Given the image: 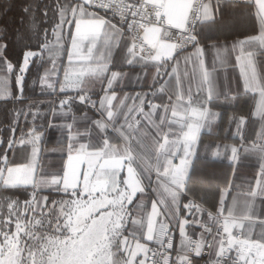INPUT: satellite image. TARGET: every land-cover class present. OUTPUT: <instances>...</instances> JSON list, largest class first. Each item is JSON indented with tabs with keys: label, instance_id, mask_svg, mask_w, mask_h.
<instances>
[{
	"label": "snow or ice",
	"instance_id": "1",
	"mask_svg": "<svg viewBox=\"0 0 264 264\" xmlns=\"http://www.w3.org/2000/svg\"><path fill=\"white\" fill-rule=\"evenodd\" d=\"M138 7L130 3V0H97L95 3L93 0H67L64 4H57V23L51 29H40L37 24L31 26L33 34L39 35L40 39L34 46L36 50L33 47L21 50L22 61L20 57L14 61L8 54L7 42L3 43L4 51L0 52V101L7 106V120L10 121L8 126L11 131L7 142L0 137V194L3 196V206L11 209L18 202L27 204L34 199L39 191L35 173L39 166L41 145L46 142L45 136L49 129L55 128L60 135L52 151L61 153L62 160L66 161L69 155L85 150L101 153L102 159L114 156L126 161L113 172L121 188L128 190L126 181L130 176L136 182L138 190L131 197L129 211L133 207L147 210V214L141 218L147 244L143 251L135 255L133 247L127 244L124 245L123 254L121 250H115L114 264H225L226 253L233 251L236 256L232 258L231 264H264V256H258L256 251L241 254L240 244L251 238L243 234L244 219L236 215L233 207L227 206L229 190L232 189L231 180L223 187L217 186L219 201L215 212L203 207V195L198 200L195 194H188V182L199 155L202 131L204 127L220 119L219 111L213 113L210 108L213 95H219L220 80H223L225 94L233 102L240 95L252 94L254 97L258 93L264 96V0H184V11L178 23L163 26L167 32L164 39L172 46L171 54L158 56V59L150 62L155 69L150 93L145 92L143 96L137 93L131 98L126 93L116 103L119 96L116 87L127 73H121L112 67V57L115 54L114 45L118 46L123 38V30L117 35L113 31L117 26L100 13L128 21L131 30L137 23V17L139 22H144L140 11H134ZM23 11L27 13V7ZM129 15L132 17L130 21ZM241 17L248 21V26L237 33L234 29ZM163 19L161 17V21ZM157 26H161L160 21ZM224 33L234 37L230 44L229 38H224V43H221L218 34ZM153 55H158L156 49H153ZM141 59L143 58L136 56L135 49L130 48L124 62L136 65ZM30 66H35L38 74L31 87L27 79L31 74ZM40 68L44 69L42 75H39ZM144 75H147L146 71ZM89 76H97L102 80L107 78L102 92L96 97L85 88V81ZM13 77L14 84L11 83ZM136 79L141 77L137 76ZM185 81L188 84V95L184 91ZM37 83L42 96L55 97L59 92L63 97L50 108L51 118H48L47 125L43 120L37 125V117L47 115V111L39 106L33 107L36 103L34 99H28V103L22 107L18 106L31 92L36 91ZM193 84L196 85L197 95L201 92L206 94L208 106L198 107L193 104ZM173 85L174 101L173 95L169 94ZM233 86L235 92L231 90ZM69 93H76L78 103L87 104L97 112L98 118L92 119L86 129L81 130L77 125L72 111L73 97ZM161 98L169 103L159 102ZM46 101L48 104L52 103L49 99H41L39 104ZM125 108L127 111H122ZM192 113L199 115L194 116ZM121 114L124 124L119 123ZM130 114L136 126L140 124V119L137 118L140 117L147 119L155 130L158 149L156 163L153 166L149 162L144 170L150 182L155 179L150 196L148 187L143 183L145 175L138 173L134 167L136 154L128 143L131 136L125 131L126 127H133L128 121ZM57 116L63 119L57 122ZM177 116L182 122L175 119ZM247 122L248 117H239L241 125H246ZM178 123V134L170 136L169 133ZM93 130L99 136V142L95 145L90 143ZM109 130L126 142L125 153L121 154L113 149L108 136ZM83 137H88L89 142L85 143ZM170 145H174V149ZM17 148L24 155L23 160L16 159ZM64 148L67 151H62ZM258 150L264 152V142H261ZM204 158L206 163L227 160L234 176L235 169L240 164V147L235 144H225L222 147L219 144L206 145ZM59 168L61 171L54 176L42 172L39 179L62 180L63 165ZM16 169L31 173L30 179L24 183H6L5 177ZM54 186L57 189L60 187L59 184ZM20 188L31 189L23 201L17 193ZM242 189L244 190L240 194L250 198L253 206L259 201L264 207V163L260 164L255 181L248 182L246 188ZM76 194L79 195V192ZM64 195L69 193L65 192ZM47 199L45 197V203ZM235 200L233 198L234 203ZM170 203L174 213L169 210ZM205 213L215 225L216 240V246L208 253L209 259L206 261L203 260L204 250L212 249L213 245L208 243L204 233L211 234L212 228L205 221L195 219L196 215L203 216ZM153 217L156 218L154 226ZM173 221L174 227H170ZM196 225H199L196 229L200 232L198 238L188 232L190 227ZM257 225L264 230V221L258 216L248 226L255 232ZM174 228L179 230V245L175 243ZM260 235L259 242L264 247V231ZM133 243L140 244V237L135 236ZM0 255L3 253L0 252Z\"/></svg>",
	"mask_w": 264,
	"mask_h": 264
},
{
	"label": "crops",
	"instance_id": "2",
	"mask_svg": "<svg viewBox=\"0 0 264 264\" xmlns=\"http://www.w3.org/2000/svg\"><path fill=\"white\" fill-rule=\"evenodd\" d=\"M7 2L6 4V11L10 9V3L9 1L12 0H0V2ZM31 0H29L30 3ZM52 1V0H48ZM148 3L153 5H158L163 7L164 11V19L167 24L169 25H176L179 21V18L184 11V0H146ZM61 4H64L63 0H59ZM28 3V4H29ZM53 5V2L51 4L48 3V5H44V9L48 13V7H51ZM28 6V5H27ZM26 6V7H27ZM38 6L40 7V4L38 3ZM41 5V9L43 8ZM25 8V7H24ZM23 8V9H24ZM21 12V18L19 17L18 22L20 24V27L16 29V37L18 35H21L20 32H23V35L26 39V41H22L26 43V45H30L29 38L25 27V21L27 17L25 16V12ZM52 10V7H51ZM52 13L54 11L52 10ZM17 17V18H18ZM24 18V21L23 19ZM47 18V17H46ZM25 22V23H23ZM43 23L44 20H42ZM57 23V14H53L52 19H50V23ZM111 22V21H110ZM47 23V21H46ZM112 23V22H111ZM52 25L49 24L47 28H50ZM248 26V21H246L244 18L238 19V22L236 24V27L234 31H243ZM3 27H0V34L3 32ZM119 35V32L117 29H113ZM236 34V33H234ZM221 38V43H224V38H229L228 43H231V39L234 37H230V34L224 33V34H218ZM144 38L146 41L153 47V49L157 50L158 55H156V58L158 56H168L171 54V45L166 43L163 40V33L160 29L157 27H151L144 33ZM18 39V37H17ZM29 40V41H28ZM37 44V43H36ZM32 46H35V44H31ZM130 49V42L127 38H121L119 41L118 46L114 45V56L112 57V67L115 69H118L121 73H127L126 77L122 79L121 84L117 85L116 91L119 93V96L117 98L116 103H119L120 97L124 96L126 93L129 95V97L136 96L137 93H140L141 96L144 95L145 92L150 93L151 91V84L152 80L155 75V69L152 67L150 62H146L143 59L138 60L136 65H128L124 61L126 57L128 56V50ZM27 50V49H26ZM35 50V48H33ZM211 57H209L210 62ZM65 63H66V57H65ZM140 65H143L141 67ZM32 67V66H31ZM35 67V66H34ZM181 68H183V59H181ZM44 69H39V75L43 74ZM147 73L145 76L144 73ZM139 76L141 79H136V77ZM38 74L36 67L32 70V73L30 75V78L28 79L29 86L31 87L32 80L37 79ZM14 84V79L11 82ZM107 83V78H103V80L100 77L97 76H89L88 79L85 81V88L91 92L93 97H96L98 94L102 92L103 86ZM233 92L236 91L235 87L233 86L231 89ZM184 91L185 95L189 94L188 91V84L185 81L184 83ZM175 92V86L171 89H169V94L173 95V101L175 100L174 96ZM35 94H39L40 87L37 83L36 85V91L31 92L29 96H33ZM191 94L193 95V104L198 107H206L209 105V101L207 99V96L204 92H201L199 95L196 94V85H192ZM42 95V94H39ZM69 95H72L77 98L78 95L76 93H69ZM245 98L248 101V108L246 110H242L238 113H234L233 115H230L228 118V127L224 133V136H227L229 138L228 140H221V139H214L211 140L210 136L211 133H215L218 130V122H213L210 125L204 127L202 133L205 134L203 137L202 142L200 143L199 147V157L201 159L204 158V147L206 145H221V147L225 144H235L238 147H240V157L245 162H255L257 165L256 171L253 173L252 176H248L246 174H238V177H236V183L234 185L235 190L230 192V195L227 197V206H231L234 208V211L236 215L242 217L244 219V228H243V234L246 237H250L251 239L248 240L250 242H253L255 245H261L260 239H261V232L262 230L259 225H257L255 232H252V230L249 228V223L253 222L254 217H259L260 220L264 221V207L261 206V203L258 201L253 206L252 201L250 198H248L245 195H241V191L246 188V185L248 182L255 181L257 176V170L259 169V166L261 163H264V152H260L259 146L261 142H264V96L259 95L258 93L253 97L252 94H249L247 96L240 95L239 98ZM63 97L60 95L59 92L55 95V97H45L44 99H49L52 101L51 104H48L47 101L44 104H39V101L42 99L41 97H28L25 101L21 102L18 106H23V104L28 103V99H34L36 103L33 104V107L39 106L42 110L47 111V115L44 116H38L37 117V125L41 123V120H43V123L47 125L48 118H51V111L50 108L54 107L59 99H62ZM238 98V99H239ZM151 99V97H149ZM237 101V100H236ZM235 101V102H236ZM139 102V97H137V104ZM161 103H169L166 99L161 98ZM219 102L221 103H227V104H235L226 94L224 91V83L223 80H220V91L219 95H213V98L211 99L210 108L212 112L219 111L221 115V110L218 107ZM131 103V102H129ZM147 111V107L145 109ZM7 106L3 105V101H0V124H4L5 126L10 123L8 121L7 116ZM72 111L75 114L77 125L81 130L86 129L92 119L98 118L97 112L94 111L91 107H89L87 104H80L75 103L72 106ZM122 111H127L125 108ZM85 113L87 115H85ZM192 115H199L197 113H192ZM244 116L248 117V122L246 125H241L239 123V117ZM230 117L232 120L230 121ZM31 114L29 115V119L31 120ZM57 122H59V119H63L61 116H57ZM140 119L139 127L137 128H125V131L128 132L131 136V139L128 143L131 144L133 152L136 154V159L134 161V167L137 169L138 173H142L145 175V179L143 183L147 186V183L145 180H149L147 178V174L144 172L145 167L151 162V164L154 166L156 163V153L158 151L157 145H156V136L154 134V129L152 126H150L147 119H143L138 117ZM178 121L182 122L181 118L179 116L175 117ZM128 121L132 122L131 120V114L128 117ZM120 124H124L125 120L123 118V115L121 114V119L119 121ZM21 125H23V122H21ZM51 130V131H50ZM50 132L54 133L53 136H56L54 141V146L50 148L45 149V145L47 142V138L49 137ZM179 132V123L173 127V131L169 133V135H175ZM60 133L57 131V129H49L48 133L46 134V142L43 149V157L40 163V174L41 173L48 175V176H54L56 173L60 172L61 169L59 166L62 164V180H40L38 178V186L41 193V198L43 201L39 205V207H42L43 202H45V197H47V203L49 206V211L51 214L52 222L54 223L57 221L60 216L64 213V206L63 203L67 201V198L64 195L65 192L70 193L71 191L75 189H82V192L85 191V193H90L93 195H99L100 199H105L106 201H100V199H97L94 202L89 203V206L87 207V212H93L95 209H100L102 205L111 204L113 207H116L118 205H121L124 207L123 212L127 211L130 214V221L127 224L125 228H123L124 233L121 234V239L118 238L114 246H116L115 250H120V244L121 240L124 238H127L130 242L129 247H133V254L135 255L138 252H141L144 250V245L147 244V241L144 239V224L141 222V218L143 215L147 214L146 209H141L137 207H133L131 211H129V202L131 200L132 195L135 194V192L138 190L136 187V182L134 178L131 176L126 181L129 185L128 190L124 191L121 189L119 192L118 187L119 184L117 182L116 176L113 174L114 170H118L122 165L126 163L125 160L116 158L114 156H109L108 158H101V153L96 151H90L85 150L81 152H76L72 155H69L67 160L64 161L61 159V153H54L52 149L56 147V140L59 137ZM202 135V134H201ZM110 143L113 147V149L121 154L125 153L127 150V144L126 142L121 139V137L109 130L108 132ZM192 139L194 140L195 137L193 136ZM83 140L85 143L89 142L88 137H83ZM99 142V136L93 130L90 143L92 145H95ZM255 145V148H254ZM170 148L174 149V145H170ZM16 151H19L17 148ZM62 151H67L66 148H64ZM148 151H152L153 157L147 158L146 154ZM140 157V158H139ZM151 160V161H150ZM161 163H163L161 161ZM178 163V161H177ZM246 163V164H247ZM56 166V167H53ZM95 173V175H94ZM31 177V173L25 172L23 169H16L9 173L8 177V183H24L27 182ZM149 186V196L151 195V189L155 186V179L150 182ZM59 184L60 187L57 189L54 185ZM203 195H206L207 189L204 188ZM82 195H85L82 193ZM24 197V195H23ZM122 198L121 204H118ZM233 198H236L235 203L233 201ZM60 199L61 203L54 205V200ZM211 206H213L211 211L215 212L216 207L218 206L219 196L210 198ZM114 205H113V204ZM126 203V204H124ZM107 206V205H106ZM150 203L148 204V209L150 210ZM204 207V206H203ZM205 208V207H204ZM169 210L174 213V209L172 208L171 203L169 204ZM141 211V214L139 212ZM226 214V213H225ZM122 213L119 214L117 217L118 220L116 223L119 225V221L121 219ZM111 219V215H110ZM155 217L152 218L153 220V226L155 225ZM192 219V218H190ZM195 219L202 220V221H209L207 218L206 213L203 216L196 215ZM110 221V220H109ZM109 224V222H108ZM120 226V225H119ZM171 227H174V221L173 225ZM122 228V226H120ZM197 225L194 227H190L188 229V232L190 235L197 236L198 230ZM176 232V244L179 245V230L175 229ZM131 234V235H130ZM139 236L141 243L134 245V237ZM211 244L213 245V248L210 249V251H213L216 246V240L210 239ZM109 248L106 252V261L109 262V259H107ZM260 253L264 254V249H260ZM122 254V253H121ZM115 256V252H114ZM131 259V258H130ZM114 261V258H113ZM114 264V262H113Z\"/></svg>",
	"mask_w": 264,
	"mask_h": 264
},
{
	"label": "built area",
	"instance_id": "3",
	"mask_svg": "<svg viewBox=\"0 0 264 264\" xmlns=\"http://www.w3.org/2000/svg\"><path fill=\"white\" fill-rule=\"evenodd\" d=\"M42 7L45 5L43 2L45 0H38ZM52 10L55 14H57V4L60 3L59 0H52ZM76 2V0H73ZM97 2V0H93V3ZM130 3L138 5V9H134V11H140L141 15L144 16V22H139V17H137V23L132 26L131 30L129 28L128 21H121L119 19H114L111 14H107L101 12L100 15L105 16V18L112 22V24L116 25L117 31L120 33L121 29L123 30V37L127 38L130 42V48L135 49V53L137 57H142L144 61L151 62L156 60V56L153 55V47L146 41L144 38V33L150 29L151 27H157L163 33V40L166 42L164 37L167 36V32L164 30V25H169L166 23L165 19L161 21V17L164 18V11L162 6L153 5L148 3L146 0H130ZM61 4V3H60ZM44 17L48 16V13L42 8L41 11ZM46 13V15H45ZM149 18L151 20L149 21ZM132 19L131 15H129V21ZM47 21L44 19V22ZM161 22V26H157V22ZM56 24L52 23L51 27ZM51 27L49 29H51ZM167 43V42H166ZM169 44V43H168ZM172 47V46H171ZM22 61V60H21ZM31 67V66H30ZM72 106L77 103L78 100L76 97L72 96ZM60 100V99H59ZM58 100V101H59ZM138 118V117H137ZM22 122V121H21ZM133 128H137L139 126L135 125V121L131 122ZM23 127V125H21ZM6 126L0 127V137H3L5 142H7L8 137L11 135L10 127ZM19 131V129H18ZM17 131L16 136L19 137V132ZM47 134V133H46ZM46 141V136H45ZM44 144L41 145V154L39 166L36 169V183H38V178L40 174V163L43 157V149ZM15 148L16 146L13 145ZM2 151V149H0ZM8 176L5 177V182L8 183ZM38 185V184H37ZM118 189H122L119 185ZM20 190L24 197H20V200L23 201L31 191V189L20 188ZM77 191L79 189H75L69 193L68 196H76ZM41 196L40 189L36 192L34 199L27 203L18 202L14 208H6L3 206V196L0 194V252L3 255H0V264H16L15 262L22 261L28 258V255L24 254V248L27 242L29 241V237L33 240L34 238H40L46 240L52 244H61L63 243V238L61 237L63 230L65 229V225L70 220V211L69 209H65L63 215L61 216L62 223L59 220L52 222L50 209L48 203L46 202L42 207L38 206V199ZM68 201V199H67ZM61 203L60 199L54 200V205ZM192 218V217H190ZM131 217L127 211L122 212V216L120 219L119 225L125 228L129 223ZM209 227L212 228V233H204L205 238L208 243L211 244L210 239H214L215 237V225L211 221H206ZM171 227V226H170ZM199 225H197V229ZM5 234L6 237H5ZM200 232L198 231L197 238L199 237ZM175 243H176V232L174 230ZM34 237V238H33ZM121 235L117 237L121 239ZM120 250L123 254L124 245L127 244L130 246V242L127 238L121 240ZM29 245V244H28ZM155 247V245H152ZM241 254L247 255L250 251H256L258 256H264L263 253H260V249H264L261 245H255L253 242L248 240H244L241 244ZM28 250V248H27ZM258 250V251H257ZM12 251V252H11ZM205 254L203 256V260H208V253L210 252L209 248H205ZM236 256V252H229L225 255V264H231L232 258ZM30 259H32L30 257Z\"/></svg>",
	"mask_w": 264,
	"mask_h": 264
},
{
	"label": "rangeland",
	"instance_id": "4",
	"mask_svg": "<svg viewBox=\"0 0 264 264\" xmlns=\"http://www.w3.org/2000/svg\"><path fill=\"white\" fill-rule=\"evenodd\" d=\"M38 3L40 4L38 0L30 1L27 6L28 11L25 13L27 17L26 23L23 22L30 36L29 43L35 45L38 43L40 37L39 35L33 34L31 26L37 24L41 29L37 16ZM43 3L47 6L49 2L45 0ZM44 19L47 20V18L43 16V20ZM23 32H20L21 35L17 36L19 37L18 41L22 42V39L26 41V39L23 38ZM8 125H10V123ZM8 125H6V128L9 127ZM2 126L5 125L0 124V127ZM6 128L4 130H6ZM82 193L85 195H82ZM65 197L68 201L63 203V209H69L71 214L69 216L70 220L65 225V229L61 235L64 242L61 244H52L40 238L33 237L34 239L32 240L31 237H29L23 254V256H25V254L28 255V258L15 262L16 264H113L116 248L114 245L117 242V237L123 234L124 231L123 227L120 228L118 223H115V225L117 224L116 228L110 230L108 222L110 220V215L118 217L119 214L123 212L124 207L121 205L113 207L111 204H106V206L104 204L100 209L97 208L89 213L87 212L89 203L94 202L93 200L96 201L100 199L99 195L95 196L89 192L85 193V191L82 192L81 189L79 195H67ZM42 201L43 199L39 197L38 206ZM100 201L106 200L100 199ZM44 204L45 202H43L42 206ZM58 220L62 223L61 216ZM108 248L109 257L107 256V259H109V262L106 261L105 257ZM30 257L32 259H30Z\"/></svg>",
	"mask_w": 264,
	"mask_h": 264
},
{
	"label": "trees",
	"instance_id": "5",
	"mask_svg": "<svg viewBox=\"0 0 264 264\" xmlns=\"http://www.w3.org/2000/svg\"><path fill=\"white\" fill-rule=\"evenodd\" d=\"M63 1H64L63 3L67 2V0H63ZM48 2L49 4L52 3V1H48ZM9 3L11 4L10 9L6 11L7 2L5 1L0 2V27H3L4 30L0 34V52L4 51L3 43L7 42L8 54L15 61L19 57L20 59H22V52H21L22 49L26 50V48L28 47H33V48L35 47L32 46L31 44L26 45V43H23V41L22 42L18 41L16 37V29L20 27L18 19L19 17L21 18L22 9L28 5L29 0H12L9 1ZM51 7L47 8L48 9L47 23L42 22L43 15L41 13L42 11L41 4L40 7H38L37 9V16L39 19V23L41 25V29H43L44 27H48L49 24L53 23V22L50 23V19H52L54 14L52 13ZM22 19L24 21V18ZM34 68H35L34 66L31 67V73ZM30 75L27 76V79L30 78ZM39 94L34 93L33 96H29V97H35V98L41 97L42 99L45 98V96ZM248 106H249L248 101L243 97L237 99L234 105L219 102L218 107L221 110V115L218 122V130L215 133H211V135H209L211 137L210 139L211 140L221 139L223 141L228 140L229 138H227V136H224V133L228 127L229 116L233 115L234 113H238L242 110H246ZM53 134L54 133L50 132L49 137L47 138L45 149L54 146V141L56 136H53ZM204 136L205 134L202 133L200 138V143L202 142ZM16 152H17L16 159L23 160L24 155L20 153V150ZM153 154L154 153L152 151H148L146 157L152 159ZM246 163L247 162L242 160V158L240 157V164L235 169V175L233 176L232 168L228 165L227 160H223L222 162H218V163H206L205 159H201L199 156H197L196 161L193 165L192 174L188 182L189 196L195 194L197 199L199 200V197L204 193L203 189L206 188L208 191L206 195H203V206L206 209H211L213 206H211L210 204L212 203L210 198L219 196V193L217 192V186L223 187L228 183L229 180H231L232 189L229 190L231 192L235 190L234 185L236 183L235 180L236 177H238V174L242 173L248 176L253 175V173L256 171L257 168L256 163L253 161L248 162L247 164ZM145 182L147 183V187L149 190V186L151 183H149V180H145ZM17 193L19 197H23V193L20 190H17ZM145 199L147 201L148 198L146 197ZM139 214H141V211L139 212Z\"/></svg>",
	"mask_w": 264,
	"mask_h": 264
},
{
	"label": "bare ground",
	"instance_id": "6",
	"mask_svg": "<svg viewBox=\"0 0 264 264\" xmlns=\"http://www.w3.org/2000/svg\"><path fill=\"white\" fill-rule=\"evenodd\" d=\"M120 202L118 203V204H121V202H122V198H120ZM117 220H118V218L115 216V215H111V219H110V221H109V224L108 225H110V230H113L114 228H116V225H115V223L117 222Z\"/></svg>",
	"mask_w": 264,
	"mask_h": 264
}]
</instances>
